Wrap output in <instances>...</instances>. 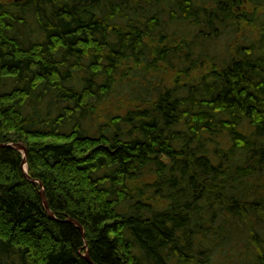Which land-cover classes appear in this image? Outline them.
<instances>
[{
    "label": "trees",
    "instance_id": "trees-1",
    "mask_svg": "<svg viewBox=\"0 0 264 264\" xmlns=\"http://www.w3.org/2000/svg\"><path fill=\"white\" fill-rule=\"evenodd\" d=\"M0 145V264H264V0H0Z\"/></svg>",
    "mask_w": 264,
    "mask_h": 264
},
{
    "label": "water",
    "instance_id": "water-1",
    "mask_svg": "<svg viewBox=\"0 0 264 264\" xmlns=\"http://www.w3.org/2000/svg\"><path fill=\"white\" fill-rule=\"evenodd\" d=\"M17 1V0H16ZM5 145H0V148L4 147ZM9 147H12L14 149H16L17 151L21 152L22 155L24 156V172H25V176L27 177V179H29L30 181L32 182H35L33 179H31L28 175V166H27V152L25 150V148L21 145V144H10L8 145ZM40 186L42 187V191H41V197H42V201H43V205L45 207V209L48 211V213L50 215H52V212L50 211V208L48 206V203H47V200L45 198V194H44V191H43V184L40 183ZM72 224H74L78 229H80L83 233V236H84V229L82 227V225L78 222V221H75V220H69ZM84 257L88 260H90V253H89V248H88V243H86L85 245V254H84Z\"/></svg>",
    "mask_w": 264,
    "mask_h": 264
},
{
    "label": "rangeland",
    "instance_id": "rangeland-1",
    "mask_svg": "<svg viewBox=\"0 0 264 264\" xmlns=\"http://www.w3.org/2000/svg\"><path fill=\"white\" fill-rule=\"evenodd\" d=\"M105 108L108 109V111H110L111 108H113V110H115L113 106L105 107ZM240 257H241V255L239 257L231 256V260L233 261L232 264H240V262H239L241 260ZM219 258H220V260H225L226 259V255H223L222 257H219ZM230 264H231V262H230Z\"/></svg>",
    "mask_w": 264,
    "mask_h": 264
}]
</instances>
